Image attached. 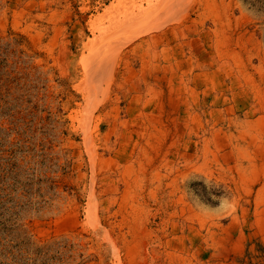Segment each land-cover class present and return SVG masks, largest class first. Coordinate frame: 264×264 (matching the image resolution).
Listing matches in <instances>:
<instances>
[{"label":"rangeland","instance_id":"rangeland-1","mask_svg":"<svg viewBox=\"0 0 264 264\" xmlns=\"http://www.w3.org/2000/svg\"><path fill=\"white\" fill-rule=\"evenodd\" d=\"M0 264H264V0H0Z\"/></svg>","mask_w":264,"mask_h":264},{"label":"bare ground","instance_id":"bare-ground-1","mask_svg":"<svg viewBox=\"0 0 264 264\" xmlns=\"http://www.w3.org/2000/svg\"><path fill=\"white\" fill-rule=\"evenodd\" d=\"M122 1H124V0H122ZM133 3V2H132ZM149 4V6H152V4L149 2L148 3ZM157 6V5H156ZM156 6H152L150 9H146L144 12H143V10H142V8L141 7H139V9L137 10V13L133 16V22H135V20H137L138 18H140V17H144L145 15L146 16H148V18H152L153 16H155L156 15V13H158V10L156 11V10H154L155 8H156ZM157 9V8H156ZM152 10V11H151ZM150 12H152V14H149ZM154 19V18H153ZM145 20H147V19H145ZM138 21V20H137Z\"/></svg>","mask_w":264,"mask_h":264}]
</instances>
